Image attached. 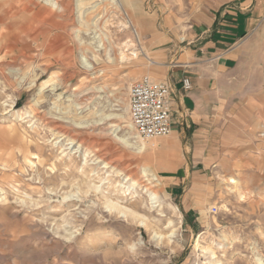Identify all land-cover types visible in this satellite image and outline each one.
I'll use <instances>...</instances> for the list:
<instances>
[{"label":"rangeland","instance_id":"obj_1","mask_svg":"<svg viewBox=\"0 0 264 264\" xmlns=\"http://www.w3.org/2000/svg\"><path fill=\"white\" fill-rule=\"evenodd\" d=\"M29 1L0 0V264H264V15L227 95L226 137L209 159L175 148L168 169L154 141L173 134L137 136L130 88L162 82L154 49L187 43L169 26L221 0H57L46 12ZM104 28L113 43L88 70L81 57ZM128 39L138 59L109 61ZM150 158L159 185L142 172Z\"/></svg>","mask_w":264,"mask_h":264},{"label":"crops","instance_id":"obj_2","mask_svg":"<svg viewBox=\"0 0 264 264\" xmlns=\"http://www.w3.org/2000/svg\"><path fill=\"white\" fill-rule=\"evenodd\" d=\"M37 1L46 7H41L40 11L50 9L47 8L50 5L42 0ZM29 4L37 5L32 0ZM263 15L264 0H221L215 8L193 11L188 25L180 20L169 26L170 31H175V36L183 30L187 31V43L180 50L176 44H171L153 51L154 57L159 60L154 64L162 69V82H167L171 88L169 102L173 137L154 141L162 152V158H167L166 166L162 163L160 166L176 168L175 148L180 146L187 154L194 153V158L199 159L206 152L201 158L209 159L212 155L211 144L218 141L215 137H226L229 130L221 121L235 107L227 95L234 93L238 87L236 73L240 60L248 49L246 43L254 37L252 32L260 26ZM131 24L135 40H140V23L133 19ZM185 79L190 80V90L184 88ZM261 137H264V132ZM223 152H218V159L224 165ZM237 154L234 164L240 166L242 157ZM1 167L6 170L10 166L2 163Z\"/></svg>","mask_w":264,"mask_h":264},{"label":"built area","instance_id":"obj_3","mask_svg":"<svg viewBox=\"0 0 264 264\" xmlns=\"http://www.w3.org/2000/svg\"><path fill=\"white\" fill-rule=\"evenodd\" d=\"M184 88L191 89L189 79L184 80ZM129 94L131 122L139 138L151 141L172 133L171 88L167 82L146 76L131 85Z\"/></svg>","mask_w":264,"mask_h":264},{"label":"bare ground","instance_id":"obj_4","mask_svg":"<svg viewBox=\"0 0 264 264\" xmlns=\"http://www.w3.org/2000/svg\"><path fill=\"white\" fill-rule=\"evenodd\" d=\"M42 1H45L47 4H49V5H51L52 7H54L55 9H58L59 10V3H58V1L57 0H42ZM81 2H83V0L81 1ZM106 22V21H105ZM95 24H96V22H95ZM129 24V23H128ZM95 26H97V25H95ZM127 26V25H126ZM129 27V26H128ZM109 31V30H108ZM105 28H104V30H102L101 29V33L99 34V38H97V39H99L98 41H97V45H96V47H95V49L94 50H92V49H89V48H86L85 49V51H86V54H84V55H86V56H82L81 57V61H82V65L86 68V69H88V70H92V69H94V64L92 63V61L90 60L91 58H90V56L94 59V61H96V63H98L99 62V60H100V56H99V54H98V52H99V50H101V49H105V48H103L104 47V45H106L105 44V41H106V43L108 44V45H112V43H113V40H112V36H110L109 35V32H108ZM96 37V36H95ZM98 37V36H97ZM103 39V40H102ZM99 49V50H98ZM87 52H91V55H89ZM138 54H139V52H138V50H137V48H136V45H135V43L132 41V40H130V39H128L127 41H125L120 47H118L117 48V50H116V57H112V56H110L109 55V57H108V60L109 61H111V62H118V63H120V64H122V65H124V64H126V62L127 61H129L130 59H132V58H136L137 56H138ZM25 80V79H24ZM18 119H21V117L19 116L18 117ZM112 119V117L111 116H108V117H106L105 119H103V120H101V121H107V120H111ZM15 125H10V127L12 128V127H14ZM87 127V126H86ZM110 132L113 134V135H115V132H116V128L114 127V128H112V129H110ZM122 141V140H121ZM123 142H126V141H123ZM70 145H71V148H72V151L74 152V153H81V150H80V146H78L74 141H70ZM142 149H144V150H148L149 148H147L146 147V145H145V147H141V148H139V150H142ZM152 149V148H151ZM150 149V150H151ZM70 150V149H69ZM83 157H84V159H86V155H84L83 154ZM86 162V161H85ZM151 164H152V159L150 158L149 159V163L148 164H146V166L145 167H143L142 168V172L144 173V174H146V179H147V181H149L151 184H153V183H156V185H159L161 182H160V180H159V178H158V176L156 175V174H154V173H152V171H151ZM120 173V172H119ZM147 174H149V175H147ZM226 180V179H225ZM129 178L127 179V180H124L123 182H121V183H119V187H121V188H124V187H126V185L129 183ZM227 182L229 183V185H231V186H234V187H236L237 185H238V180H236V179H234V178H229V179H227ZM149 183V184H150ZM133 185H135V183L133 184ZM138 186H140V183H138ZM149 187V186H148ZM233 187V188H234ZM154 191V190H153ZM156 193V192H155ZM155 193H151L150 194V197H151V201L152 202H155L156 200H157V195L155 194ZM245 194V193H244ZM247 194V193H246ZM250 195V194H249ZM245 196V195H244ZM247 197V196H246ZM250 199V198H249ZM109 206H111L112 208H114L115 206H114V204H112V205H109Z\"/></svg>","mask_w":264,"mask_h":264}]
</instances>
